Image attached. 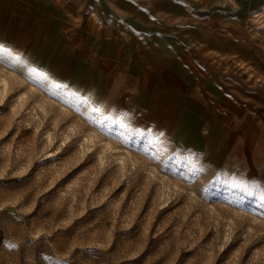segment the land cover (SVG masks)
<instances>
[{"label":"rangeland","instance_id":"374dc122","mask_svg":"<svg viewBox=\"0 0 264 264\" xmlns=\"http://www.w3.org/2000/svg\"><path fill=\"white\" fill-rule=\"evenodd\" d=\"M213 1L195 8L230 19L243 0ZM255 2L237 31L264 44ZM15 34L0 39V264H264L246 158L216 165L126 121L43 68L68 74L52 45L38 62L35 29Z\"/></svg>","mask_w":264,"mask_h":264},{"label":"crops","instance_id":"0c3cea01","mask_svg":"<svg viewBox=\"0 0 264 264\" xmlns=\"http://www.w3.org/2000/svg\"><path fill=\"white\" fill-rule=\"evenodd\" d=\"M205 2L0 0V39L35 29L38 62L48 45L65 55V76L43 67L54 78L208 162L244 157L264 178V44L237 31L256 2L241 1L230 19L200 13Z\"/></svg>","mask_w":264,"mask_h":264},{"label":"snow or ice","instance_id":"6c2138e0","mask_svg":"<svg viewBox=\"0 0 264 264\" xmlns=\"http://www.w3.org/2000/svg\"><path fill=\"white\" fill-rule=\"evenodd\" d=\"M0 50H3V49H2V46H0Z\"/></svg>","mask_w":264,"mask_h":264}]
</instances>
